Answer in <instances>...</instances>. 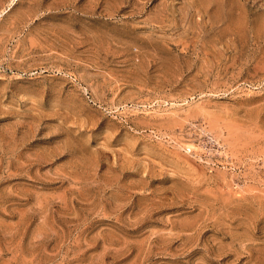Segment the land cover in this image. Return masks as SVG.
I'll return each instance as SVG.
<instances>
[{"label": "rangeland", "instance_id": "374dc122", "mask_svg": "<svg viewBox=\"0 0 264 264\" xmlns=\"http://www.w3.org/2000/svg\"><path fill=\"white\" fill-rule=\"evenodd\" d=\"M0 264H264V0H0Z\"/></svg>", "mask_w": 264, "mask_h": 264}]
</instances>
